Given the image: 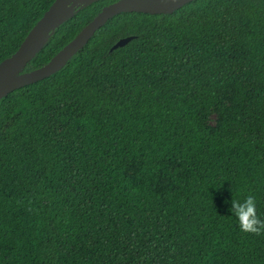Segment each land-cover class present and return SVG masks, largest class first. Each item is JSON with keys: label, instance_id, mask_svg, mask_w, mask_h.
Segmentation results:
<instances>
[{"label": "trees", "instance_id": "16d2710c", "mask_svg": "<svg viewBox=\"0 0 264 264\" xmlns=\"http://www.w3.org/2000/svg\"><path fill=\"white\" fill-rule=\"evenodd\" d=\"M55 1L0 0V64ZM115 1L79 10L25 72ZM249 194L264 219V0L120 13L0 101V264H264V234L230 211Z\"/></svg>", "mask_w": 264, "mask_h": 264}, {"label": "water", "instance_id": "95a60500", "mask_svg": "<svg viewBox=\"0 0 264 264\" xmlns=\"http://www.w3.org/2000/svg\"><path fill=\"white\" fill-rule=\"evenodd\" d=\"M101 0H56L33 27L19 49L0 64V101L11 92L39 82L63 69L95 33L120 13L171 14L193 0H118L102 9L81 33L45 66L25 72L27 65L48 44L55 31L79 10ZM135 37L119 40L112 51L126 46Z\"/></svg>", "mask_w": 264, "mask_h": 264}, {"label": "clouds", "instance_id": "9594fccd", "mask_svg": "<svg viewBox=\"0 0 264 264\" xmlns=\"http://www.w3.org/2000/svg\"><path fill=\"white\" fill-rule=\"evenodd\" d=\"M230 211L237 219L242 232L253 235L264 234V219L257 213L255 196L249 194L243 200L233 198Z\"/></svg>", "mask_w": 264, "mask_h": 264}, {"label": "rangeland", "instance_id": "374dc122", "mask_svg": "<svg viewBox=\"0 0 264 264\" xmlns=\"http://www.w3.org/2000/svg\"><path fill=\"white\" fill-rule=\"evenodd\" d=\"M234 89L231 88L224 100V104L227 108H230V107H234L235 106V101H234ZM205 124L212 128V129H216L220 126L221 124V116L219 115L218 111L215 110V109H212L207 118H206V121H205ZM139 166L137 164H133L128 173L133 176L135 174V172L138 170ZM168 185V180H167V177H163L162 178V181H161V185L159 187V189L161 191H164L166 189Z\"/></svg>", "mask_w": 264, "mask_h": 264}, {"label": "flooded vegetation", "instance_id": "af4514ba", "mask_svg": "<svg viewBox=\"0 0 264 264\" xmlns=\"http://www.w3.org/2000/svg\"><path fill=\"white\" fill-rule=\"evenodd\" d=\"M118 1V0H117ZM117 1H115V2H117Z\"/></svg>", "mask_w": 264, "mask_h": 264}]
</instances>
